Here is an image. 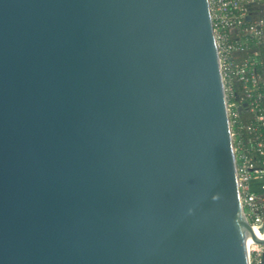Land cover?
<instances>
[{"label":"water","instance_id":"obj_1","mask_svg":"<svg viewBox=\"0 0 264 264\" xmlns=\"http://www.w3.org/2000/svg\"><path fill=\"white\" fill-rule=\"evenodd\" d=\"M251 240L208 0H0V264H250Z\"/></svg>","mask_w":264,"mask_h":264},{"label":"built area","instance_id":"obj_2","mask_svg":"<svg viewBox=\"0 0 264 264\" xmlns=\"http://www.w3.org/2000/svg\"><path fill=\"white\" fill-rule=\"evenodd\" d=\"M250 4L262 5L263 14L254 17L248 9ZM208 5L227 99L240 198L251 229L259 239H264V94L257 90V75L252 71L254 61L248 57L239 61L232 58L234 52L245 48L238 37L249 35L257 43L264 44V0H208ZM247 15H250L249 20ZM235 82L244 85V94L254 114L252 122L243 124L237 120L236 105L230 100ZM235 125L252 132L247 139L251 143L249 150L236 136ZM251 150L261 156L260 164L250 156ZM253 179L259 180V186L252 184ZM252 187L258 188V191L252 190ZM263 252V243L249 241L250 264H264Z\"/></svg>","mask_w":264,"mask_h":264},{"label":"trees","instance_id":"obj_3","mask_svg":"<svg viewBox=\"0 0 264 264\" xmlns=\"http://www.w3.org/2000/svg\"><path fill=\"white\" fill-rule=\"evenodd\" d=\"M248 9L253 12L254 17H259L263 14V6L260 4H250ZM237 39L243 41L245 48L242 51L234 52L232 58L239 61L244 57H248L254 61L252 71L257 75V90L264 94V44L257 43L256 40L249 35L241 36ZM232 89L233 94L230 100L236 105L235 110L237 112L238 122L243 124L252 122L254 120V114L250 111L248 98L244 94V85L241 82H235ZM236 96L237 99L235 98ZM233 129L236 131V136L240 137L243 141L244 148L249 150L251 143L248 142L247 139L252 135V132L244 128H237V125H235ZM250 156L260 164L261 156L252 150L250 151ZM252 184L259 186V180L253 179Z\"/></svg>","mask_w":264,"mask_h":264}]
</instances>
